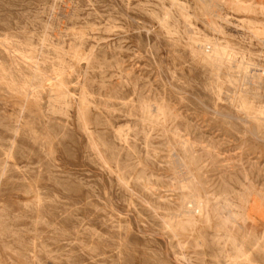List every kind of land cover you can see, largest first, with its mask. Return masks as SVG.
I'll return each instance as SVG.
<instances>
[{
    "label": "rangeland",
    "instance_id": "374dc122",
    "mask_svg": "<svg viewBox=\"0 0 264 264\" xmlns=\"http://www.w3.org/2000/svg\"><path fill=\"white\" fill-rule=\"evenodd\" d=\"M176 1L0 0V264H264V0Z\"/></svg>",
    "mask_w": 264,
    "mask_h": 264
},
{
    "label": "bare ground",
    "instance_id": "6f19581e",
    "mask_svg": "<svg viewBox=\"0 0 264 264\" xmlns=\"http://www.w3.org/2000/svg\"><path fill=\"white\" fill-rule=\"evenodd\" d=\"M171 1H173V0H171ZM174 2H176L175 4H177V6H178V8L180 9V12H182V14H184V10H183V8H182V6L179 4V3H177L178 1H176V0H174ZM174 4V5H175ZM181 14V13H180ZM184 16V15H183ZM187 23V22H186ZM189 29V28H188ZM190 31H191V28H190ZM190 31H188V32H190ZM205 48H206V50L208 51V52H210L212 55H213V57H215L216 59H221V61H222V58L227 54L226 53V50L228 49V48H226V47H221V46H218L217 44H213V43H210V44H207V45H205ZM228 54H229V52H228ZM228 56H230V55H228ZM232 58H233V53H232ZM230 59H231V57H229ZM234 62V61H233ZM218 63H220V65H221V62L219 61ZM82 100V99H81ZM80 106H82L81 108L83 109V105H81L80 104ZM81 108H80V110H81ZM80 113H82L83 114V110H82V112H80ZM81 114V115H82ZM82 117H83V115H82ZM81 117V118H82ZM85 125V124H84Z\"/></svg>",
    "mask_w": 264,
    "mask_h": 264
}]
</instances>
